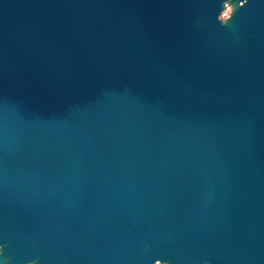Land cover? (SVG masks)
Returning a JSON list of instances; mask_svg holds the SVG:
<instances>
[{
	"label": "water",
	"instance_id": "1",
	"mask_svg": "<svg viewBox=\"0 0 264 264\" xmlns=\"http://www.w3.org/2000/svg\"><path fill=\"white\" fill-rule=\"evenodd\" d=\"M158 262L264 264V0H0V264Z\"/></svg>",
	"mask_w": 264,
	"mask_h": 264
},
{
	"label": "rangeland",
	"instance_id": "2",
	"mask_svg": "<svg viewBox=\"0 0 264 264\" xmlns=\"http://www.w3.org/2000/svg\"><path fill=\"white\" fill-rule=\"evenodd\" d=\"M230 8H231V6L230 5H228V4H226V8H225V10H223L222 12H221V14L219 15V17L220 18H226L227 16H228V14H229V12H230ZM156 264H162V263H156Z\"/></svg>",
	"mask_w": 264,
	"mask_h": 264
}]
</instances>
